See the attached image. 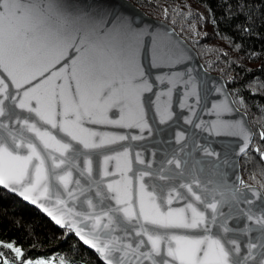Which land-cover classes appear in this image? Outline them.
I'll return each instance as SVG.
<instances>
[{
	"label": "snow or ice",
	"instance_id": "6c2138e0",
	"mask_svg": "<svg viewBox=\"0 0 264 264\" xmlns=\"http://www.w3.org/2000/svg\"><path fill=\"white\" fill-rule=\"evenodd\" d=\"M145 6L162 20L0 0V189L38 210H3L30 240L0 239V264H264V65L245 79L243 57L197 51L209 22L234 51L264 40V0ZM69 240L59 260L32 251Z\"/></svg>",
	"mask_w": 264,
	"mask_h": 264
},
{
	"label": "trees",
	"instance_id": "16d2710c",
	"mask_svg": "<svg viewBox=\"0 0 264 264\" xmlns=\"http://www.w3.org/2000/svg\"><path fill=\"white\" fill-rule=\"evenodd\" d=\"M131 1L139 6L142 10H144L147 14L162 20V17L156 14L155 9L145 6V0ZM161 2H164V0H161ZM225 2L226 0H167V3L169 4H190L193 9L199 10L205 15H209V4H211L212 7L216 9V13L217 15H219L221 12V8L218 5ZM240 19H243V17L241 16ZM220 27L222 31L231 32L233 35H235L237 40L241 39L238 30L231 27H225L223 23L220 25ZM205 30L210 33V36L208 38V45H206L203 49H197L200 54L202 63L205 60H212L216 57V55H218L217 52L209 53L208 47L219 46V48L227 50L231 57H243V65L253 70V72H249L246 74L245 79L251 78L254 73L259 76L261 67L262 65H264V54H261L256 59H248L244 54L248 48H253L256 50L264 49V40H261L258 36L243 37L244 48L238 52L234 51L229 43L214 31L212 23L209 22ZM221 67H223V65H221ZM236 67L239 66L237 65ZM211 72L221 75V73L215 69H212ZM260 78L264 79V77ZM262 91H264V89H262ZM253 126L255 127V124ZM245 177L247 178V173H245ZM3 210H7V212L9 213H20L23 215V218L25 220L29 219L33 215H36L38 210L27 203H25L24 206L21 207L17 204L15 197L3 195L2 189H0V239H4L6 241L14 240L17 244L27 249L29 247L30 237H27L22 229H19L11 224V216L8 220L3 219ZM72 243V240H69L67 243L63 244L53 241L49 244H46L43 248L33 249L32 251L38 254H45L49 258L59 260L62 256L66 255L64 250L67 249L68 246ZM79 255H83V253H80Z\"/></svg>",
	"mask_w": 264,
	"mask_h": 264
},
{
	"label": "water",
	"instance_id": "95a60500",
	"mask_svg": "<svg viewBox=\"0 0 264 264\" xmlns=\"http://www.w3.org/2000/svg\"><path fill=\"white\" fill-rule=\"evenodd\" d=\"M105 3H109V4H118L120 3V0H104ZM130 3L136 5L135 3H133L131 0H129ZM139 8V10L145 14H147L144 10H142L139 6H137ZM148 17H150L152 20H161V19H157L155 17H152L151 15L147 14ZM202 62V61H201ZM210 74L212 76H217V75H220V74H217V73H214V72H211L210 71ZM30 205V204H29ZM32 206V205H31ZM35 207V206H33ZM85 247H88V246H85Z\"/></svg>",
	"mask_w": 264,
	"mask_h": 264
}]
</instances>
